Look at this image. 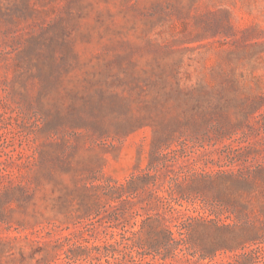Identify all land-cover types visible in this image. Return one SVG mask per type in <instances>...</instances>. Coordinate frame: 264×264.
<instances>
[{"label": "rangeland", "instance_id": "rangeland-1", "mask_svg": "<svg viewBox=\"0 0 264 264\" xmlns=\"http://www.w3.org/2000/svg\"><path fill=\"white\" fill-rule=\"evenodd\" d=\"M244 215L264 264V0H0V264H227Z\"/></svg>", "mask_w": 264, "mask_h": 264}, {"label": "trees", "instance_id": "trees-1", "mask_svg": "<svg viewBox=\"0 0 264 264\" xmlns=\"http://www.w3.org/2000/svg\"><path fill=\"white\" fill-rule=\"evenodd\" d=\"M171 132L172 131H170V133ZM156 152L157 151H155V149H152L151 157L154 156ZM150 170H152L154 174H151V172H149ZM256 172L257 171H243L242 169H238L236 172L217 171L214 174L203 173L200 175H202V177L206 181V184L209 185V188H212L217 185L219 186L221 184H227L229 189L239 190L238 188H240V186H247V185L249 186L255 183L254 174ZM157 173H158L157 165H154V161L151 158L148 164L147 172L141 173L140 175H132L130 179L126 180L124 184H118L116 182H114V184H111V181L108 180L105 184L99 187L102 190L104 195L110 196L112 199L118 200L123 196H131L135 192L133 189H131V187L137 183L148 184L149 182H155V180L157 179ZM181 178L182 180H187L189 178V175H187L186 173H183ZM221 196H224L225 198ZM221 199L228 200L226 202L233 201V200L227 199L226 195L223 194L222 192H217L211 200L207 201V206H208L207 212L209 216L217 214L216 212L218 209L217 206L219 205H217L216 202L221 201ZM162 218L166 220L163 216ZM239 220H243L241 226L246 229L247 233L244 236L243 241L241 243V245H243L240 248L241 252L239 253L237 252L233 254V256H231V262H228L227 264H248L250 260L256 258L252 256L251 253H254L255 255L256 252L262 249L261 246L259 245L260 242H255V241L260 240V236L258 235L260 233L259 229H257L253 225V223L249 220V218L245 215L243 218H240ZM184 222L185 220H181L175 226L177 228L181 227L182 229L184 228L183 227ZM164 230L166 231V233L169 234V236H172V233L168 229V227ZM178 234L179 236H182L183 233H180L179 231ZM126 239L130 240L128 237ZM169 240L175 242L173 238L168 239V241ZM261 240L263 241L264 238ZM181 241L182 239H180L179 242ZM247 242L253 243L255 247L250 248L248 251H246L245 249L246 246L244 244ZM133 247L137 250L138 253L144 252L146 248H149V249L153 248V247H147V245L143 243H134ZM169 247H170V244L167 243V244H164L161 247V249L159 250L155 249L154 251H156L157 253H162L163 254L162 258H165L166 252Z\"/></svg>", "mask_w": 264, "mask_h": 264}]
</instances>
